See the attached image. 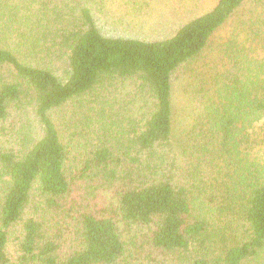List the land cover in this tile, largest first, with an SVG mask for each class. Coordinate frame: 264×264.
Instances as JSON below:
<instances>
[{
    "label": "trees",
    "instance_id": "1",
    "mask_svg": "<svg viewBox=\"0 0 264 264\" xmlns=\"http://www.w3.org/2000/svg\"><path fill=\"white\" fill-rule=\"evenodd\" d=\"M124 1L0 0V264H264V0L149 39Z\"/></svg>",
    "mask_w": 264,
    "mask_h": 264
},
{
    "label": "rangeland",
    "instance_id": "2",
    "mask_svg": "<svg viewBox=\"0 0 264 264\" xmlns=\"http://www.w3.org/2000/svg\"><path fill=\"white\" fill-rule=\"evenodd\" d=\"M123 2L126 3V1L121 0L122 5ZM143 2L145 3L144 8L136 14L127 13L122 20L115 21L113 24L104 19L102 23L103 27L105 26L104 29L113 34L138 36L148 39L164 37L172 32L177 25L214 7L218 0H144ZM126 5H129L130 12L132 10V6L130 5L132 4L126 3ZM113 7L115 11H119L118 8H120L123 13L126 11L122 6L117 5V3L113 5ZM251 8H253L252 5L247 6V12ZM247 12L242 15L243 18L247 19ZM117 17L119 16L117 15ZM239 23L237 18H234L231 20L230 24L221 31L220 35L223 37L230 35L231 32H234L235 29L239 27ZM241 23L242 25L245 24L242 20ZM182 85L183 81L178 80L176 83L175 96L176 103L179 107V119L182 122L181 125H184L185 114L190 109V103L189 100L186 99V91L183 89ZM5 127L8 129H5ZM16 142V137L9 128V124H0V147L14 146ZM99 200L102 204L110 205L115 202L114 194L110 190L101 192ZM123 227L124 225L122 228ZM144 231L146 230L143 228L133 227L130 232L128 231V233H125L129 237H133L134 240L137 241V245H140V238H142L141 236ZM138 251H140L141 255H145L140 248H138ZM142 257L144 256L139 257L137 262L142 260ZM155 257L153 261H143L144 264H175L171 259L170 262L168 258L167 260L163 256L155 255Z\"/></svg>",
    "mask_w": 264,
    "mask_h": 264
}]
</instances>
